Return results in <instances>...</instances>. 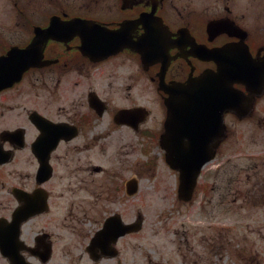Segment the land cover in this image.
Returning a JSON list of instances; mask_svg holds the SVG:
<instances>
[{
    "label": "flooded vegetation",
    "instance_id": "1",
    "mask_svg": "<svg viewBox=\"0 0 264 264\" xmlns=\"http://www.w3.org/2000/svg\"><path fill=\"white\" fill-rule=\"evenodd\" d=\"M218 66L240 71L239 98L206 116L199 155L213 157L186 202L200 192L219 257L226 207L235 263L264 264V147L234 152L247 169L230 185L224 154L264 139V0H0V264H129L146 224L131 204L178 198L171 88Z\"/></svg>",
    "mask_w": 264,
    "mask_h": 264
},
{
    "label": "rangeland",
    "instance_id": "2",
    "mask_svg": "<svg viewBox=\"0 0 264 264\" xmlns=\"http://www.w3.org/2000/svg\"><path fill=\"white\" fill-rule=\"evenodd\" d=\"M242 124L244 127L245 124L251 126L247 121ZM242 124H240L241 127ZM242 142V144L231 142L225 145L224 154H232L227 166L231 171L228 170L225 176L226 185L234 184L233 180L228 181L230 177H234L232 176L233 169H247L243 159H235L234 152L243 151V154L249 155L264 147V139L257 138L256 143L252 144L245 137ZM246 175L248 174L241 173L238 175L241 184L246 181ZM202 178L204 176L201 174L199 182L202 181ZM169 179L173 181L172 175ZM198 195L200 196V192ZM199 196L194 199L193 205L179 198L177 200L164 199L155 195L150 196L146 201L144 199L145 203L142 205L139 204L138 200H135V203L130 206L131 217L141 213L142 217L146 218V224L145 229L137 233L134 238H130L129 264H148L149 259L156 260L158 264H192L188 259L192 255L200 257L199 259L193 258L197 262L194 264H202V261H206V264H236L237 254H235L234 236L237 232H235L233 224L236 223V214H232L226 207L224 214H216L222 218L220 219L222 221L220 226L225 225V234L220 238L225 242V249L223 251L221 247L219 257L216 246L219 238L216 241L214 238L209 239L214 233V228H207L206 226V215L199 210ZM231 208L234 209V206ZM152 243L155 248L152 247Z\"/></svg>",
    "mask_w": 264,
    "mask_h": 264
},
{
    "label": "water",
    "instance_id": "3",
    "mask_svg": "<svg viewBox=\"0 0 264 264\" xmlns=\"http://www.w3.org/2000/svg\"><path fill=\"white\" fill-rule=\"evenodd\" d=\"M233 73V71H232ZM220 73H205L199 78L193 80H188V83L183 84L179 83L174 89L175 94H173L168 99V109L170 111V118L168 120L167 128L168 132L173 131L177 123V131L180 134L186 133L188 129L186 122L183 124L177 121L179 115L183 116V120L186 121L185 115L188 113L187 106L188 103L193 101V105L196 108H203L208 104L217 105V107L222 111L224 108L232 107L235 105L237 96L235 91L232 89L230 83L234 79V75L231 73L225 77H221ZM225 78V79H224ZM210 100V101H208ZM212 100L215 101L213 102ZM182 106V107H180ZM199 110V109H198ZM179 137H182L180 135ZM165 146L170 152L178 151L184 146L183 150H179L180 153H183L181 161V183H180V196L187 198L190 194L195 175L203 163L209 157L204 158L203 160L198 159V154L200 153L199 143L191 139L188 147H185L181 143H171L170 136L165 137ZM182 146V147H181ZM133 225H130V229Z\"/></svg>",
    "mask_w": 264,
    "mask_h": 264
}]
</instances>
